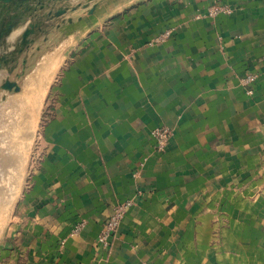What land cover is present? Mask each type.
I'll return each mask as SVG.
<instances>
[{"label": "crops", "instance_id": "obj_1", "mask_svg": "<svg viewBox=\"0 0 264 264\" xmlns=\"http://www.w3.org/2000/svg\"><path fill=\"white\" fill-rule=\"evenodd\" d=\"M31 5L0 27V264H264V0Z\"/></svg>", "mask_w": 264, "mask_h": 264}, {"label": "rangeland", "instance_id": "obj_2", "mask_svg": "<svg viewBox=\"0 0 264 264\" xmlns=\"http://www.w3.org/2000/svg\"><path fill=\"white\" fill-rule=\"evenodd\" d=\"M85 1H87V0H84V2ZM57 3H61V1H59V0H30V1L22 2V3L21 2L10 3V4H1L0 3V27L2 30H6V31H4V33L8 34V32H9L8 28L11 25H13V24L17 25V26L22 25V23H23L22 19L19 18L17 15L20 5L33 4V5H31V7H34L37 9L41 5L44 6V5L54 4V6H56ZM63 6H69V5L64 4ZM8 11H10V12H8ZM41 21H43V16H37L36 17V25L38 24V26H40L39 24H41ZM33 36H34V34L30 35L27 38V42L25 44H27L28 41L31 39V37L33 38ZM19 40H20V36H18V38H17L18 43H19ZM21 40H22V38H21ZM21 43H22V41H21ZM5 67H6V65L2 69L7 70V68H5ZM10 78H13L16 81L15 82L16 84H17V81L20 80L19 76H12ZM6 81H8V80H6ZM4 83H3V85H4ZM12 90H14V89H12ZM15 92H18V91H15ZM11 99L20 100L22 98L20 97L19 92L16 95L15 93L11 92L10 90L0 88V101H6V100L8 101ZM27 99L29 100L30 97H27ZM2 154H3V148H2V141H1V137H0V229L2 227L1 218H3V212L5 211L4 203H6V201H8L9 194L11 191V190H8V189L3 187L5 180H7V178H8V168L9 167H8V164L4 161V157Z\"/></svg>", "mask_w": 264, "mask_h": 264}, {"label": "built area", "instance_id": "obj_3", "mask_svg": "<svg viewBox=\"0 0 264 264\" xmlns=\"http://www.w3.org/2000/svg\"><path fill=\"white\" fill-rule=\"evenodd\" d=\"M218 9H221L222 11L226 12V13H230L231 10L228 7H219ZM169 34V32H166L162 37H167ZM162 37L158 38V40H162ZM245 82L248 81H252V76L248 75L245 79ZM152 136L155 140V151L156 152H162L165 149V146L167 144V142L169 141V139L172 136V131L164 126L155 128L152 131ZM129 204H122L119 205L115 208L114 214L105 222L104 227H103V231L101 232V234L98 236L97 241L104 245L107 246L109 241L114 237V235L116 234V231L118 229V226L122 220V217L125 214V210L126 207ZM80 226H77L74 231L77 232L79 230Z\"/></svg>", "mask_w": 264, "mask_h": 264}, {"label": "water", "instance_id": "obj_4", "mask_svg": "<svg viewBox=\"0 0 264 264\" xmlns=\"http://www.w3.org/2000/svg\"><path fill=\"white\" fill-rule=\"evenodd\" d=\"M30 0H0L1 4H10V3H16V2H26ZM62 1V0H59ZM67 8L60 9L56 15H61L66 12ZM38 28L35 24H29L28 28L25 29V31L22 34V43L25 44L27 42V38L35 33V29ZM3 89L6 90H12L19 91V87L15 82L6 81L4 85L2 86Z\"/></svg>", "mask_w": 264, "mask_h": 264}]
</instances>
